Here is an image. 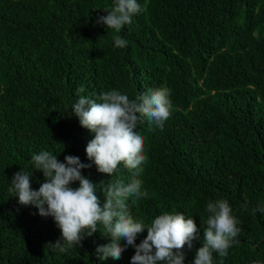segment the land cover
<instances>
[{
    "label": "trees",
    "instance_id": "16d2710c",
    "mask_svg": "<svg viewBox=\"0 0 264 264\" xmlns=\"http://www.w3.org/2000/svg\"><path fill=\"white\" fill-rule=\"evenodd\" d=\"M137 2L144 10L118 33L127 41L118 48L117 33L96 23L114 0H0V264H131V245L118 260L97 257L111 242L100 231L66 253L54 249V219L21 205L9 188L16 172L33 171L32 155L47 150L60 162L75 155L91 164L81 171L103 204L101 181L127 184L133 170H97L86 153L95 134L71 106L80 95L100 102L115 89L134 99L159 88L169 90L171 115L163 129L138 121L147 196L130 197V213L145 224L163 212L192 215L197 238L184 252L194 264L207 203L226 199L239 233L226 256L213 253V264H264V0ZM30 179L34 190L45 181L40 170ZM146 236L145 228L136 244Z\"/></svg>",
    "mask_w": 264,
    "mask_h": 264
},
{
    "label": "clouds",
    "instance_id": "9594fccd",
    "mask_svg": "<svg viewBox=\"0 0 264 264\" xmlns=\"http://www.w3.org/2000/svg\"><path fill=\"white\" fill-rule=\"evenodd\" d=\"M100 9V8H99ZM107 15L98 16L96 23L106 29L114 30L117 35L112 39L118 48L125 47L127 41L118 33L132 22V17L144 9L137 0H114L110 7L103 8ZM79 93H84L81 86ZM170 93L167 88L148 89L143 95L130 99L119 90L104 91L100 102L89 96L80 95L71 106L80 124L93 132L94 138L86 146V153L100 173L112 176L123 163L133 170L131 182L121 179L101 181L105 201L97 195L96 186L91 179L82 174V169L91 164L82 163L75 155L65 156L60 162L57 155L47 150L33 154L31 162L34 170L43 172L45 181L38 190L31 187L33 171L20 170L11 180L9 192L18 196L21 205H31L38 209L39 215L51 216L60 229L61 237L53 244L54 249L66 253L70 248L81 245L85 236L91 237L97 231L110 236L111 242L99 245L97 257L120 259L122 252L129 246L135 248L131 264H185L184 247H193L197 238V224L192 215L183 212H163L148 224L143 219L134 218L128 209L130 197L135 200L147 196L142 190V180L138 178L142 162L144 140L137 124L141 118L163 129L171 115ZM78 181L79 186L72 184ZM264 212V207L260 208ZM207 217H201L205 226L204 242L198 248L194 264H213V253L224 257L238 235L239 221L232 214L226 199L209 201L206 206ZM102 225L101 229L98 227ZM147 229V236L139 244L136 238ZM126 244L121 245L120 241ZM253 264H261L253 261Z\"/></svg>",
    "mask_w": 264,
    "mask_h": 264
}]
</instances>
